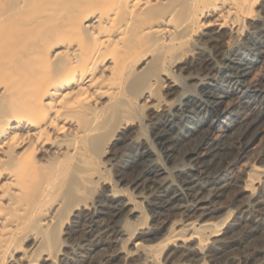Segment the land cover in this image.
Wrapping results in <instances>:
<instances>
[{
	"label": "bare ground",
	"instance_id": "obj_1",
	"mask_svg": "<svg viewBox=\"0 0 264 264\" xmlns=\"http://www.w3.org/2000/svg\"><path fill=\"white\" fill-rule=\"evenodd\" d=\"M0 264H264V0H0Z\"/></svg>",
	"mask_w": 264,
	"mask_h": 264
},
{
	"label": "rangeland",
	"instance_id": "obj_2",
	"mask_svg": "<svg viewBox=\"0 0 264 264\" xmlns=\"http://www.w3.org/2000/svg\"><path fill=\"white\" fill-rule=\"evenodd\" d=\"M258 72H259V70H256V71H254V72L251 74L250 79H251L252 81L255 80V79L257 78Z\"/></svg>",
	"mask_w": 264,
	"mask_h": 264
}]
</instances>
